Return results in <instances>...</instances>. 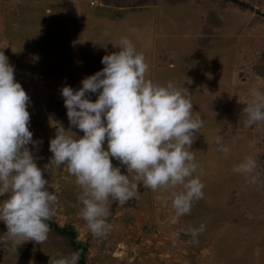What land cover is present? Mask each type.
<instances>
[{
  "label": "rangeland",
  "instance_id": "1",
  "mask_svg": "<svg viewBox=\"0 0 264 264\" xmlns=\"http://www.w3.org/2000/svg\"><path fill=\"white\" fill-rule=\"evenodd\" d=\"M237 1L250 9L228 0H0V51L30 97L32 139L42 141L28 147L58 196L49 220L74 228L76 240L87 245L86 264H264V182L250 184L233 172L252 156L264 181V121L249 125L243 112L250 88L264 92L258 74L264 64V0ZM121 37L143 53L150 66L146 79L171 81L191 95L203 120L191 145L203 197L176 216L171 193L180 186L152 190L137 181L138 198L124 204L109 199L107 234L95 237L80 215L75 177L66 167L45 166L52 157V122L83 135L70 128L60 89H78L83 78L101 70V58L119 51ZM90 95L94 101L96 94ZM217 137L227 153L216 150ZM111 162L130 180L136 175ZM201 225L194 237L190 229ZM6 232L0 221V235ZM70 253L49 231L42 244L0 247V264H49Z\"/></svg>",
  "mask_w": 264,
  "mask_h": 264
},
{
  "label": "clouds",
  "instance_id": "2",
  "mask_svg": "<svg viewBox=\"0 0 264 264\" xmlns=\"http://www.w3.org/2000/svg\"><path fill=\"white\" fill-rule=\"evenodd\" d=\"M118 49L101 58L104 67L83 78L81 87L60 89L69 126L83 135L52 122V157L45 166L66 167L75 177L81 189L80 215L95 237L107 234L109 199L124 204L138 198L137 181L152 190L180 186L181 190L171 193L176 216L189 213L193 201L203 197L204 185L194 175L198 164L191 150L203 120L193 111L191 95L171 81L160 85L146 79L150 66L127 37H121ZM90 94H96L94 101ZM248 95L251 100L243 109L247 123L264 121V92L253 87ZM29 104L30 97L14 79V66L0 51V196L7 195L0 201V221L7 228L0 235V247L5 249L25 241L45 242L50 231L47 221L58 202L37 166L38 157L28 147L42 143L33 140L29 131ZM215 143L218 152L229 151L221 137ZM112 159L136 175L130 180L113 166ZM256 168V159L246 156L233 172L243 174L250 184L264 182ZM203 228L190 231L195 237ZM79 257L76 250L51 258L49 264H78Z\"/></svg>",
  "mask_w": 264,
  "mask_h": 264
},
{
  "label": "trees",
  "instance_id": "3",
  "mask_svg": "<svg viewBox=\"0 0 264 264\" xmlns=\"http://www.w3.org/2000/svg\"><path fill=\"white\" fill-rule=\"evenodd\" d=\"M228 1L242 8L250 9V7L243 5L240 1H237V0H228ZM258 74L264 77V64L262 65L260 69H258ZM47 223L49 225L50 232L56 235V237L61 238V246L63 247V249L69 250L70 252L79 250L80 257H79L78 264H86L85 262H86L87 245L84 243L78 242L76 240V233H75L74 228L70 225L60 228L52 220H48Z\"/></svg>",
  "mask_w": 264,
  "mask_h": 264
}]
</instances>
